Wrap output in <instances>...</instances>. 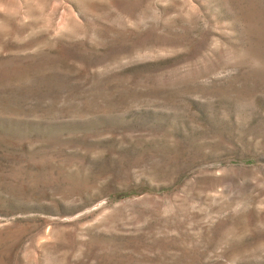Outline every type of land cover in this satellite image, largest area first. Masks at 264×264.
Returning a JSON list of instances; mask_svg holds the SVG:
<instances>
[{
	"label": "rangeland",
	"instance_id": "obj_1",
	"mask_svg": "<svg viewBox=\"0 0 264 264\" xmlns=\"http://www.w3.org/2000/svg\"><path fill=\"white\" fill-rule=\"evenodd\" d=\"M0 264H264V0H0Z\"/></svg>",
	"mask_w": 264,
	"mask_h": 264
}]
</instances>
